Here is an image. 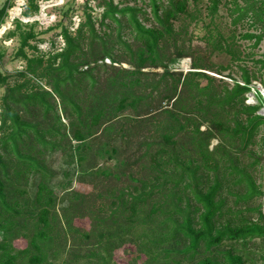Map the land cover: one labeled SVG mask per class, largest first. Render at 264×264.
<instances>
[{"label": "trees", "instance_id": "1", "mask_svg": "<svg viewBox=\"0 0 264 264\" xmlns=\"http://www.w3.org/2000/svg\"><path fill=\"white\" fill-rule=\"evenodd\" d=\"M40 1L27 0L23 16L39 14ZM141 1L97 0L104 10L97 19L92 1L73 0L59 25L42 32L37 22L16 20L4 40L18 44L13 60L24 67L12 73L0 43V264L61 257L62 264L72 257L77 264H264V102L247 104L251 86L264 87V55L247 54L219 26L221 6L230 7L232 26L250 24L242 40L258 48L264 0H210L206 7L211 55L238 64L240 80L231 65L216 71L186 51L188 18L206 22L199 0H149L155 20ZM14 4L0 0V28ZM79 12L83 21L72 32L66 22ZM58 29L64 49L40 52V37ZM182 59H192L191 71L171 69ZM207 72H229L234 84ZM134 146L132 162L127 149ZM60 154L77 175L120 185L107 189L110 206L108 194L98 193V208L84 214L71 202L59 213L49 160ZM73 200L89 201L81 191ZM90 241L95 247L86 249Z\"/></svg>", "mask_w": 264, "mask_h": 264}, {"label": "rangeland", "instance_id": "2", "mask_svg": "<svg viewBox=\"0 0 264 264\" xmlns=\"http://www.w3.org/2000/svg\"><path fill=\"white\" fill-rule=\"evenodd\" d=\"M4 0H1L3 3ZM76 3L78 4H85L87 1H92L91 6L95 9L94 10V17L97 19L101 18V14L103 13V9L98 8L97 3L94 0H75ZM117 3L120 0H115ZM164 3H168L169 0H161ZM223 4L230 3V0H222ZM200 2V8L202 9L203 15L201 16L204 21H200V23L197 25L195 22H191V18H188L186 25L189 24V30H188V37L185 49L189 53H192L195 55L196 59L198 61L202 62H208L210 66H213L217 70H221L224 67H227L229 65L232 66L233 70V75L235 79L240 80V74H239V67L238 64L231 63V59L227 56H212L211 52L212 49L208 46L206 42V35L208 32V26L211 24V19L207 17V12H206V7L209 5L210 0H199ZM26 3L27 0H15L14 7L9 11V18L7 19L6 24L0 28V43H3V46L5 47V51L7 54V57L4 61V66L5 69L9 72H15L16 70H22L24 67V64L20 60H13V57L15 56L17 50H18V44L15 41H6L4 40L7 32L9 30L14 29V23L16 20H21L23 23H34L37 22L39 23L38 26V31H48L50 29L56 28L59 23L63 20L64 18V12L69 8L70 4L73 3V0H50V1H45L42 0L40 1V13L35 15L31 19H27L23 16V13L26 9ZM194 3V2H192ZM140 7L150 16L152 20H155V17L152 13V7L150 5L149 0H143L139 3ZM229 9L230 7H226L224 5L221 6L220 12H219V26L220 30L226 34V37H230L232 33L236 35V42L238 45L242 46L243 50H246V53L254 52L256 54V59L261 58L264 55V42L258 47L254 49V42H248L245 40H242V35L248 33V31H253L252 28H250V24H245V26L241 27H234L232 26V19L229 16ZM191 11H196V9L192 6ZM200 17V19H201ZM83 21V13L79 12L76 14V16L73 18V24L71 25L70 21L66 22V26H69L72 32H75L79 26L80 23ZM206 24L207 28L201 29V27H204L203 25ZM259 31L257 33H261V28L262 26L259 25ZM182 28V23L178 22L176 25V31H181ZM214 29V27H213ZM40 52L42 53H50L54 49L57 51H61L65 47V43L63 38L61 37V30L58 29L56 31L50 32L46 35H43L40 37L38 43H37ZM55 45V46H54ZM172 52H176V48H172ZM106 63L112 64L110 60H107ZM192 59H182L178 61L175 65L171 67L173 71H184L185 73L191 71L192 68ZM126 68L129 67L127 65H124ZM210 68V69H211ZM248 68L252 69L254 68V62L250 61L248 62ZM162 72V71H161ZM231 72V71H230ZM209 75L216 77L217 79H223L230 83L231 85L234 84V82L228 78L229 72L225 73L224 76L217 75L215 73H209ZM242 84V83H241ZM251 93L247 95V104L250 105H258L260 103V97L262 98L264 102V97L262 96V93H264V87L260 85L259 83H254L251 86ZM4 92L0 90V97L3 95ZM261 115L264 116V106L260 112ZM1 126V123H0ZM137 147L134 146L131 149L128 150L127 158L132 160V162L135 161V159L139 156V152L137 151ZM126 151V150H124ZM65 161L67 159H63L61 154L60 155H55L53 156L50 160L49 163L52 165L53 170L57 173L56 177L53 179V187L56 190V193L59 196L58 204H57V209L59 213L62 215L64 213V210L69 207L71 202H75V205H79L78 212H85L88 209L94 210L95 208H98L99 206H96L97 201L100 200L98 197V193L107 195V189L113 191L117 188L120 187L117 185H114V179L111 182L106 181V178H95L90 175L84 176L82 175H77L76 172H78V169L74 166H66ZM100 164L102 165L103 169L104 168H111L113 169V172H118L119 169H116L117 165L115 162H110V163H105V161H101ZM135 169V168H134ZM134 169L129 170L126 169L128 172L134 171ZM138 168L136 167V170ZM36 179H32L30 185L28 186V191H29V197L31 199H34L35 197V182ZM124 183L125 185L130 184L127 178H124ZM65 185V187H64ZM263 185V192H264V179L262 181ZM76 191H81L85 197H87L88 200H86L83 204L80 205L79 203H82V200L85 199L83 197L82 200L80 201H74V193ZM91 192V193H88ZM89 194V195H88ZM108 197L106 200V203L108 206L111 204V197ZM100 202V201H99ZM263 206V212H264V198L260 201ZM96 206V207H95ZM76 227L79 229H88L87 227V222L85 221H78L75 223ZM135 237V236H133ZM129 238V236L127 237ZM1 240V238H0ZM95 247V243L89 242L85 245L86 249H92ZM63 253V251H62ZM86 252H83V255L85 256ZM121 253V252H120ZM121 254H119L120 256ZM65 258L61 257L57 260L52 259L51 262L53 264H62L63 260ZM75 259V257H74ZM73 257L71 258V264H77ZM81 263L80 264H87L89 263L88 259L81 258ZM122 259V258H121ZM95 260H99L96 258ZM124 260V259H122Z\"/></svg>", "mask_w": 264, "mask_h": 264}, {"label": "built area", "instance_id": "3", "mask_svg": "<svg viewBox=\"0 0 264 264\" xmlns=\"http://www.w3.org/2000/svg\"><path fill=\"white\" fill-rule=\"evenodd\" d=\"M242 85H244V84H242ZM262 96L264 97V93H262Z\"/></svg>", "mask_w": 264, "mask_h": 264}, {"label": "water", "instance_id": "4", "mask_svg": "<svg viewBox=\"0 0 264 264\" xmlns=\"http://www.w3.org/2000/svg\"><path fill=\"white\" fill-rule=\"evenodd\" d=\"M94 1H97V0H94Z\"/></svg>", "mask_w": 264, "mask_h": 264}]
</instances>
